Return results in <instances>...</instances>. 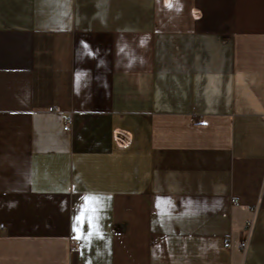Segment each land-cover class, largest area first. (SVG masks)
Instances as JSON below:
<instances>
[{
  "label": "crops",
  "instance_id": "0c3cea01",
  "mask_svg": "<svg viewBox=\"0 0 264 264\" xmlns=\"http://www.w3.org/2000/svg\"><path fill=\"white\" fill-rule=\"evenodd\" d=\"M0 223V264H264V0H0Z\"/></svg>",
  "mask_w": 264,
  "mask_h": 264
},
{
  "label": "built area",
  "instance_id": "2783aa9c",
  "mask_svg": "<svg viewBox=\"0 0 264 264\" xmlns=\"http://www.w3.org/2000/svg\"><path fill=\"white\" fill-rule=\"evenodd\" d=\"M71 119H72L71 114L68 112L66 114V116H65V120H64V123H63V126H62L63 129H65V130H69L70 129ZM232 201L235 202L234 199H232ZM245 223H246V226L249 228L250 227V220L247 219ZM2 227H3V223H0V228H2ZM223 244L224 245H228V238L227 237L223 238ZM238 246L240 248H244L246 246V239L240 240L238 242ZM72 247H74V248L76 247V243L74 241H72Z\"/></svg>",
  "mask_w": 264,
  "mask_h": 264
}]
</instances>
